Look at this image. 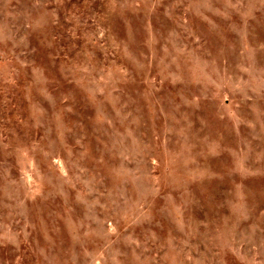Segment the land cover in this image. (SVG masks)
<instances>
[{
  "label": "rangeland",
  "instance_id": "374dc122",
  "mask_svg": "<svg viewBox=\"0 0 264 264\" xmlns=\"http://www.w3.org/2000/svg\"><path fill=\"white\" fill-rule=\"evenodd\" d=\"M0 264H264V0H0Z\"/></svg>",
  "mask_w": 264,
  "mask_h": 264
}]
</instances>
